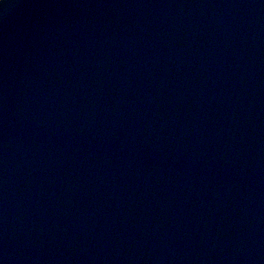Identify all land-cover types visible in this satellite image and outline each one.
<instances>
[{"label":"water","instance_id":"obj_1","mask_svg":"<svg viewBox=\"0 0 264 264\" xmlns=\"http://www.w3.org/2000/svg\"><path fill=\"white\" fill-rule=\"evenodd\" d=\"M0 264H264V0H0Z\"/></svg>","mask_w":264,"mask_h":264}]
</instances>
